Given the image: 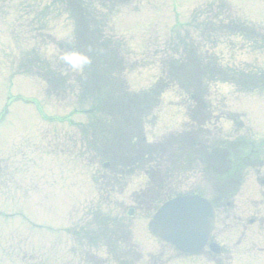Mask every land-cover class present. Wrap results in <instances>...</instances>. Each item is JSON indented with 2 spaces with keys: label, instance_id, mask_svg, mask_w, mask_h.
<instances>
[{
  "label": "rangeland",
  "instance_id": "rangeland-1",
  "mask_svg": "<svg viewBox=\"0 0 264 264\" xmlns=\"http://www.w3.org/2000/svg\"><path fill=\"white\" fill-rule=\"evenodd\" d=\"M70 1L0 0V264H116L125 245L115 242V251H120L107 256L109 250L101 244L121 236L118 223L130 229L129 242L147 255V264H166L169 259L168 264H264L261 160H251L237 189L220 200L213 194L217 187L208 168L218 157L214 147L229 150L230 142L233 147L242 139L254 140L251 147L264 143V91L242 92L231 82H204L208 107L204 117L188 127L196 104L176 87L178 80L163 64L179 59L184 44L192 40L199 52L212 53L223 66L250 75L264 72L258 39L241 36L236 29L217 35L210 26L219 22L218 16L227 20L224 16L231 13L243 31L264 35V0H83L93 8V18L111 20L105 35L125 46L129 89L146 90L161 77L168 85L143 123L154 161L145 170L136 168L123 179L125 187L114 190L101 184L111 170L87 141L90 102L78 97L80 87L72 76L81 66L66 64L55 46L73 39ZM39 57L58 73L62 90L57 81L38 74ZM193 127L198 142L194 150L182 143ZM188 150L194 154L193 164L184 158ZM228 163L233 166L234 158ZM149 188L154 199L143 196ZM191 191L214 204L215 229L209 239L221 246L218 253L206 246L197 256L182 255L148 231L159 198ZM133 205L135 215L126 216L124 209ZM99 211L101 215L94 214ZM105 216L109 224L99 227Z\"/></svg>",
  "mask_w": 264,
  "mask_h": 264
},
{
  "label": "trees",
  "instance_id": "trees-1",
  "mask_svg": "<svg viewBox=\"0 0 264 264\" xmlns=\"http://www.w3.org/2000/svg\"><path fill=\"white\" fill-rule=\"evenodd\" d=\"M69 7L66 10L70 12L74 22L73 39L71 41H60L55 46L62 53V59L65 63L81 66L80 72L72 76L74 77L73 81L78 85L77 87H80L78 97L81 100L89 99L90 102V107L86 111L89 114L88 121L85 125L88 126L87 131L90 132L91 139L87 141L97 154L99 151V154L96 155L106 160V163H108L107 167L109 171L111 170L110 174L103 176L101 184L108 183L113 190L117 187L124 188L126 182L123 179L127 175L136 168L142 169L145 165L149 166L154 161V159H151L153 147L145 141L143 123L148 117L151 108L157 105L159 93L163 87L168 85L164 78L161 77L146 90L139 92L130 90L124 76V73L129 68L125 59V46L119 40L104 33L106 26H110L109 19L105 20L101 17L99 20L93 18V8L89 4H84L83 0H71ZM228 16L224 17L228 18L227 20L231 19L230 23L218 16L219 22L216 25L211 23V30L217 35L236 32L250 39L249 35H251L259 40L256 45L261 44V49H264V35H261L258 32L259 30L245 32L243 31L245 28H242L240 22H238V17ZM234 29L239 30V32L233 31ZM180 41L183 42L182 38ZM184 51L185 54L181 55L179 59L170 58L164 60L163 64L168 65L169 74L178 80L176 85L178 89L185 92L188 99L196 104L194 105L196 107L192 108L193 110L189 114L191 123L188 127L195 124V119L203 118L204 112L208 107L207 102L204 100V96L207 95L205 86H203L204 82H231L242 92L264 91V72L261 71L250 75L246 71L223 66L212 53L204 54L199 52L192 45V40L191 43L189 40L188 44H184ZM49 65V62H44L39 57L37 60L38 74L49 82L57 81L55 84L62 90L63 83L59 82L61 78L56 71H51ZM193 129L194 127L188 133L189 138L188 136H182V143L183 146L193 147L192 149L194 150L196 149L194 146L198 142L194 139L196 134ZM235 143L237 145L234 144L233 147L229 143V150L227 149L228 147L225 149L213 148L215 149L213 154L218 152V154L216 153L218 157L210 160L208 164L210 171H208L209 176L213 177L217 187L213 193L216 196V200L232 195V190L237 189L236 186L242 166L246 167L247 164L249 165L248 162L251 159H259L256 154L258 152L257 147L264 149L263 142L259 145L257 144V147H251L255 145L254 140L242 139L241 142L237 140ZM170 144L167 142L168 146ZM237 147L241 155H239ZM172 148L173 146L170 149ZM208 154L206 153L207 157ZM193 155L190 154V150L186 152L184 158L187 159V163L193 164L192 158H195ZM231 158H234L235 161L233 166L228 163ZM102 162L104 164V161ZM145 169L144 167L143 170ZM231 183L233 188H230L231 191L229 192L228 187ZM158 186L160 187V185ZM150 188L143 192V196H149L154 199L155 194L151 192ZM216 190L219 191L216 192ZM154 191L157 190L154 188ZM191 193L194 192L191 191ZM170 196L166 195L165 198H159L161 201L154 207L156 208ZM219 204L217 203V206ZM124 210V214L128 217H133L136 212L135 205L126 207ZM94 214H100V211L94 212ZM109 222L110 217L105 216L99 220V223H101L99 227L108 225ZM119 226L122 227L121 236L117 239H109L105 244L102 243V248L107 247L109 250L108 256L112 252L120 251V249L115 251V246H118L115 245V242L120 241L125 245V248L120 251L121 256L119 259L117 256L115 263L137 264L141 255L137 252L135 245L129 242L127 234L129 235L130 229L123 223H118ZM105 230L106 228L103 231ZM115 235L118 236L120 234L116 231ZM101 261L104 263L106 259H101Z\"/></svg>",
  "mask_w": 264,
  "mask_h": 264
},
{
  "label": "water",
  "instance_id": "water-1",
  "mask_svg": "<svg viewBox=\"0 0 264 264\" xmlns=\"http://www.w3.org/2000/svg\"><path fill=\"white\" fill-rule=\"evenodd\" d=\"M210 203L199 195L177 196L162 204L148 223L150 233L183 253H198L213 229ZM218 252L217 245L210 246Z\"/></svg>",
  "mask_w": 264,
  "mask_h": 264
}]
</instances>
